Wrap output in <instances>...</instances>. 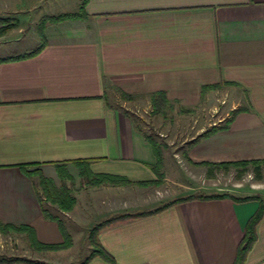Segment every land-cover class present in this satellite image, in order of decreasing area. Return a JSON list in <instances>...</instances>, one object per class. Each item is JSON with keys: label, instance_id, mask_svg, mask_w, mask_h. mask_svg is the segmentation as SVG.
Here are the masks:
<instances>
[{"label": "crops", "instance_id": "obj_1", "mask_svg": "<svg viewBox=\"0 0 264 264\" xmlns=\"http://www.w3.org/2000/svg\"><path fill=\"white\" fill-rule=\"evenodd\" d=\"M82 1L0 0V44L30 36L39 43L0 51V58L31 53L45 40L37 54L0 63V223L29 227L46 245L64 242L63 226L73 243L59 250L37 249L27 231L9 232L20 233L27 252L13 255L52 264H74L83 249V222L68 227L59 213H83L84 203L113 218L162 204L147 193L159 192L170 177L160 186H139L158 179V159L128 110L151 103L157 91L189 111L218 96L231 101L214 122L221 127L191 144L193 162L264 159V0H87V17L47 22L40 33L42 17L76 11ZM56 5L61 10L51 12ZM80 166L91 182L81 177ZM165 166L164 157L162 173ZM207 168L213 177L216 169ZM65 171L76 197L68 212L51 202L45 206L40 186L42 175L60 187ZM97 175L131 183L94 184ZM80 184L89 188L74 189ZM229 194L109 225L98 242L111 258L97 255L87 264H235L260 206L256 240L243 264H264V193ZM247 196L258 198L236 199Z\"/></svg>", "mask_w": 264, "mask_h": 264}, {"label": "rangeland", "instance_id": "obj_2", "mask_svg": "<svg viewBox=\"0 0 264 264\" xmlns=\"http://www.w3.org/2000/svg\"><path fill=\"white\" fill-rule=\"evenodd\" d=\"M83 1L80 7L82 6ZM80 7L76 11H79ZM55 8L57 11L51 12H58L62 7L58 8L56 5ZM54 16L56 15L44 16L40 21ZM39 23L37 27L39 26ZM38 44L39 43L34 41L31 36L24 40L20 39L19 41H11V39H9L0 44V51H3V54H7L9 52H13L11 49L17 50L20 47L37 46ZM16 45L19 46L17 47ZM230 102L231 101L228 100V97L218 96L210 101L203 102L201 106L192 108V111H182L183 106L175 104L173 109H168L165 113L158 114H154V112H152V103H142L141 105L133 103V105L128 106V110L131 112L135 124H137L145 134L151 135L160 145L162 161L164 157L166 160V170L165 173L163 172L164 177L162 179L164 180L167 174L171 180L167 182V184L160 186L163 183V181H161L160 184L157 185L160 186L159 189L156 188L159 192L153 193V190H148L147 198L149 201L157 200V203L162 202L161 205H163L164 203L170 202L174 199L188 197L199 192H226L248 195H258L264 193V168L261 170V178L256 176L252 166H249L247 170L242 172L241 168L236 167H231L227 171L217 169L216 172H214L213 177L209 178L206 175L208 166L198 165L196 162H193L192 160L190 161L187 157L191 141L200 136L205 129L210 127V125H214V122L219 124V119L226 115L225 113L230 107ZM222 105H225L226 107L223 109L221 108ZM80 185L74 187V189H77V187L80 190L89 188V186H85L84 184ZM139 186L145 187L144 185ZM153 194H155V196H153ZM44 201V205H48V201ZM93 203L96 205L95 202ZM52 204L56 206V209L60 211L62 210L58 203ZM104 205H108V202L105 201ZM93 206L94 205H86L82 203L80 207H84L85 210H83V213H85V215L80 210L76 214L77 216L75 214H58L59 218L62 219L68 227L71 226L78 229L81 227L80 223L83 222L82 228L80 229L83 235L81 239L83 249L78 251L77 257L72 258L76 260L74 264H81L86 259V254L92 251V249L90 251L86 249V242H88L87 239L91 242L90 230L93 226L110 218L109 215H106L105 213L95 212V210H93ZM50 211L52 212L51 209ZM74 219H78L79 223L75 224V221L73 222ZM9 232H11V230L7 232L0 230V255L16 256L13 255V253H16L17 255L27 253L25 251L22 252L24 242L20 238V233L10 234Z\"/></svg>", "mask_w": 264, "mask_h": 264}, {"label": "trees", "instance_id": "obj_3", "mask_svg": "<svg viewBox=\"0 0 264 264\" xmlns=\"http://www.w3.org/2000/svg\"><path fill=\"white\" fill-rule=\"evenodd\" d=\"M87 0L83 1L82 6L80 7L79 11L76 12H71V13H61L59 15H56L54 17H49V19H44L39 23V31L40 33L44 32V28L47 24V22H58L66 19H74V18H84L87 17V13L85 11V6H86ZM0 22H2V19H0ZM5 30L1 29L0 34L3 33ZM43 37V36H42ZM45 45V40L42 41V44L33 52L20 55V56H12V57H7V58H0V63L4 61H13L21 58H26L33 56L37 54ZM151 103H152V112L154 114L158 113H165L166 110L168 109H173L174 105L170 101V99L167 97L166 93L164 91H157L151 96ZM189 111L188 109H185L182 107V111ZM221 126H211L210 128L206 129L200 136L196 137L191 141V144L199 141L202 138H205L214 132L218 130V128ZM146 139L152 144L154 147L158 163L155 167V172L157 174L158 179L156 181H151V182H138L140 185H148V184H160L162 181L163 173L161 171V162H162V152L160 149V145L154 140V138L151 135L146 134ZM188 157V155H187ZM188 159L191 161V159L188 157ZM198 165H204L208 166L211 168V171L213 172L214 169H219V170H229L231 167H236V168H241V172L245 171L249 168V166H252L254 168L255 174L258 178L262 177L261 170L264 168V159H256V160H240V161H225V162H208V161H202V162H196ZM81 170V176L87 181L88 180V175L86 172L85 166H80ZM66 178H71V176L65 172L60 173V179L62 180V185L58 188L56 187L53 182L42 175H40V186L42 188L43 196L45 197L44 200L51 202V203H58L60 205V208L64 211H71L73 207L76 204V197L72 194L70 188L66 186V181L64 179ZM91 182V181H90ZM89 182V183H90ZM92 182L95 184H103V183H109V184H114V185H119V184H130L131 182L127 180L124 177L120 176H113V175H97ZM232 196L229 193H211V194H205V193H198L195 195H191L188 197H183V198H177L174 199L170 202L164 203L160 207H157L153 210H147V211H141V212H135V213H124L122 215H119L117 217L109 218L106 219L96 225L93 226V228L90 230V240L92 244V251L90 254L86 257V259L81 263V264H87L88 261L94 257V256H102L106 259H110L111 257L108 255V253L103 249L98 242V233L100 230L103 228L130 219H136L140 217H144L147 215H151L153 213H156L158 211L164 210L168 208L171 205H174L176 203L185 201V200H192V199H201V200H213V199H220L224 197H230ZM257 196H247L243 198H236L240 201L243 200H250V199H257ZM263 213V208L260 206V209L257 211V213L248 221L247 226H246V232L245 235L240 242L238 246V251H237V258L235 261V264H243L247 253L250 251L252 248L255 240H256V234H255V226L258 223L259 219L261 218ZM46 217L49 218H55L56 216H53L51 212L45 211L44 213ZM19 230V231H27L28 234L30 235L31 243L34 247L38 249H49V250H59V249H64L68 248L72 245V237L71 235L67 232V230L62 226V231L64 234V242L62 244H56V245H46V244H41L38 243L34 237V234L32 233V230L29 227H16L14 225H6L3 223H0V230L3 232H7L10 230ZM13 262H26L30 264H52L48 262H43V261H38V260H33L24 256H7V255H0V264H8V263H13Z\"/></svg>", "mask_w": 264, "mask_h": 264}]
</instances>
